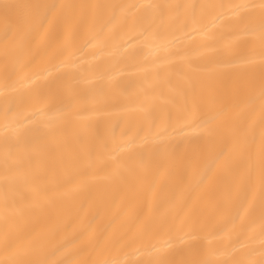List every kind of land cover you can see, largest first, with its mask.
<instances>
[{
	"label": "bare ground",
	"instance_id": "obj_1",
	"mask_svg": "<svg viewBox=\"0 0 264 264\" xmlns=\"http://www.w3.org/2000/svg\"><path fill=\"white\" fill-rule=\"evenodd\" d=\"M0 264H264V0H0Z\"/></svg>",
	"mask_w": 264,
	"mask_h": 264
}]
</instances>
